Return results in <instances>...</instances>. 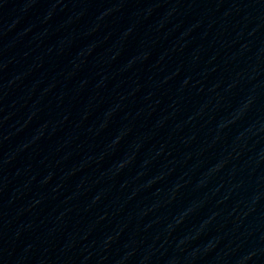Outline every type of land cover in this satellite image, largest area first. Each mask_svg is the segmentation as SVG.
<instances>
[{
	"label": "water",
	"instance_id": "obj_1",
	"mask_svg": "<svg viewBox=\"0 0 264 264\" xmlns=\"http://www.w3.org/2000/svg\"><path fill=\"white\" fill-rule=\"evenodd\" d=\"M0 264H264V0H74Z\"/></svg>",
	"mask_w": 264,
	"mask_h": 264
}]
</instances>
